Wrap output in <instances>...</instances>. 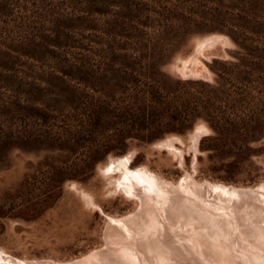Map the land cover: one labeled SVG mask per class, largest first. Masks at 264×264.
Listing matches in <instances>:
<instances>
[{
    "label": "rangeland",
    "instance_id": "obj_1",
    "mask_svg": "<svg viewBox=\"0 0 264 264\" xmlns=\"http://www.w3.org/2000/svg\"><path fill=\"white\" fill-rule=\"evenodd\" d=\"M218 13L222 15L216 20ZM182 22L189 24L188 29H181ZM210 37L220 39L210 41ZM137 38L175 44L174 57L163 67L175 78L214 85L221 75L224 90L237 101L234 110H228L232 116L244 120L264 109V6L250 15L245 3L236 6L232 0L220 6L209 0H0V250L5 251L4 258L67 264L120 248L124 239L115 233L120 226L112 225L111 218L135 221L143 204L118 188L120 172L102 171L111 158L133 153L132 169L145 167L175 186L187 176L190 182L241 189L264 184V131L238 163L232 157L238 148L208 140L214 131L203 119L185 133L168 134L152 143L130 141L129 149L119 154L104 155L103 134L96 140L75 137L86 119L87 102L102 96L103 86L94 72H105L104 58L123 52L118 45ZM256 63L261 66L254 71ZM77 88L80 94L73 92ZM202 92L200 87L191 88L194 95ZM198 126L205 128L192 140ZM173 136L180 138L175 144L182 155L154 147ZM206 198L209 209L223 215L222 200ZM254 202L264 207V196ZM244 204H238V222L235 215L234 220L218 215L213 230L203 231L206 241L218 231L216 237L230 240L231 247L236 244L228 250L233 264H253L254 238L243 232L261 223L259 212ZM186 220L176 217L169 226L179 257L163 262L150 259V264H226L209 256L200 225L190 226ZM215 223L220 227L215 228ZM146 228L142 223L134 225L140 242L148 239ZM100 262L93 261L104 260ZM3 264L13 263L4 259Z\"/></svg>",
    "mask_w": 264,
    "mask_h": 264
},
{
    "label": "trees",
    "instance_id": "obj_2",
    "mask_svg": "<svg viewBox=\"0 0 264 264\" xmlns=\"http://www.w3.org/2000/svg\"><path fill=\"white\" fill-rule=\"evenodd\" d=\"M209 1L220 6L224 0ZM232 1L236 6L245 3L250 15L264 6V0ZM221 15L218 13L214 18L219 20ZM180 27L186 30L189 24L182 22ZM232 38L240 44L237 38ZM171 43L163 39H129L118 45L123 52L106 56L101 63L106 67L105 72H94L103 86L102 96L87 102L86 119L75 137L88 135L96 140V136L103 134L106 142L100 147H104V155L119 154L129 149L130 141L152 143L168 134L185 133L203 119L214 131L208 140L218 146L237 147L238 152L232 154L233 163L240 162L249 154L250 144L264 131V109L242 120L232 116L234 113L229 114L228 110H234L237 101L224 90L221 75L212 85L178 79L164 72L163 67L177 50ZM253 65L254 71L260 69V63ZM192 87L202 88V94H192ZM208 89L210 93L206 92ZM73 92L80 94L81 91L77 88ZM218 104L221 105L218 107ZM97 152L92 151L91 155Z\"/></svg>",
    "mask_w": 264,
    "mask_h": 264
},
{
    "label": "bare ground",
    "instance_id": "obj_3",
    "mask_svg": "<svg viewBox=\"0 0 264 264\" xmlns=\"http://www.w3.org/2000/svg\"><path fill=\"white\" fill-rule=\"evenodd\" d=\"M219 39H220L219 37H210L208 40L216 41ZM204 128H205V126H198L196 128V130L191 135L192 140H195L197 137H199V135L201 134V130ZM191 136H190V138H191ZM176 140H180V138H178L177 136H175V137L173 136L172 138H168V139H166L160 143L158 142V144H156L154 147H157L160 149H167V150H170V151H173L177 154L182 155V151L180 150L181 148L179 149L178 147H176V144H175ZM196 146H197V143L194 144L195 148H196ZM133 157H134L133 153H131V154L129 153L128 155L123 156V157L111 158L110 163L102 171H104V173L106 175H113L117 172L121 173L120 177H118V179H117L118 188L122 192H125L127 195H130L131 197L140 198L142 201V204H143V208L141 209V210H143V213L138 214L135 217V221H133L132 219H129V218H125V217H124L125 219L121 218V220L111 218V220H112L111 224L112 225H115L116 227L120 226V228H118V230L114 229L115 233L118 234L119 238L121 237V239L122 238L124 239L123 244L120 248H114L111 250L110 253H106L103 256L101 255V253H99L101 251H99L91 257H87V258L85 257L86 259H84V260H82L83 259L82 258L81 259L82 261L78 260V262H76V263H74V261H73V263H67V264H94L93 263L94 259L101 260L100 263H102L104 260V263H102V264H150L151 261H153V262H155V261L161 262L162 261L163 262V260L164 261H166V260L170 261V259L171 260L173 258L176 259L177 257H179L178 255L180 254V252H179L180 249L175 245L176 242L174 240H172L170 232H169V226L172 224V220H174L176 217H180L182 219L184 218V219L190 220L192 223V224H190V226L193 225V223H198L201 227L200 229L202 230V232L200 231V229H198L197 232L200 231L202 233V235H201L202 239L201 238L200 239L203 242H205L207 244L206 246L210 249L209 252L211 254L209 256L211 258L216 257L217 261L220 263L226 262V264H233V262L231 261V259L233 257L230 256V253H228V250L230 251L233 246H236V244H234L231 247L228 245L229 243L227 244V242L230 240L225 242V241H222V238L220 236L216 237V235L219 233L218 231H214L210 235V242L208 241L209 239L206 241L205 235L203 236V231L213 230V228L211 226L214 225L213 222L215 221V218L218 219L219 218L218 215H222L221 213L214 212L213 211L214 207H212V210L209 209V206H208L209 204L208 205L206 204V202H208L209 200H207L206 196L209 198H211V197L212 198L213 197L214 198L215 197L220 198L222 200L221 201L222 205L220 207L223 208V210H224L222 216L224 217V215H228L230 217L229 218L227 216L229 219L234 220V218H235L237 220V222L239 219V217H238L239 214H238V210H237L239 207L238 206L239 203L240 204L245 203L249 207H252V209L254 208L256 211L259 212L260 217H261L260 225L257 226V228L254 230H245V231L243 230L244 231L243 234L248 235V236H252L254 238V241H253L254 246L252 245L254 248H252L253 250L250 251V254H251L250 258L252 260V263L253 264H264V225H262V223H264V207H262L261 205H258L254 202V201H256L257 197L260 194L264 196V184L260 185L259 187L255 188V189H253V188L252 189L251 188L250 189H241V187L240 188L231 187V185L226 186V185L218 184V183H209V182L204 183L203 182L204 184L203 183L200 184L199 182L198 183L192 182V181L190 182L189 178H191V176H187L185 179H183V183H181V184L179 183L180 185H178V183H177L178 186L177 185L175 186V185H171L169 183H166L165 181L162 182L159 178L160 176L159 177L156 176L154 173H152L149 169H147L145 167H141V168L139 167L137 169H132L130 167V164H131ZM87 197H88L89 202L92 203L93 199L90 198L89 196H87ZM200 201L204 202V204H202ZM217 201H219V200H217ZM214 204L215 203H212L210 201L211 206H215ZM219 204H221V203H219ZM249 207H247V208H249ZM176 212L178 214H180V216H176ZM219 212H221V211L219 210ZM242 213H244V212L242 211ZM234 215H235V217H234ZM244 217H246V216H244ZM188 220H186V221H188ZM138 223L139 224L142 223V224L147 225V228L145 231L147 234H149V236H146V237H148V239L146 238L147 240H145L144 242H140L137 239L139 233L136 231L137 228L134 229V225H136ZM215 224H217V223H215ZM188 225H189V222H188ZM219 225L217 227H215V226H213V227L218 228V227H220ZM230 226H231V224H230ZM234 226H236V225H234ZM239 227H242V225L240 224ZM236 228H237V226H236ZM236 228H234V229H236ZM228 229L229 228H227V230ZM214 230H216V229H214ZM217 230H219V229H217ZM221 231H222V229H221ZM238 232L240 233L241 230H238ZM226 234L231 238L232 234L230 232H229V234L228 233H226ZM240 234H242V233H240ZM227 235H224V236H226V238H227ZM221 236H222V234H221ZM236 238H234V239H236ZM238 238H239V236H238ZM112 239H114V238L112 237ZM180 239H181V237H180ZM189 239H191V238H189ZM188 242H189V240H188ZM237 242H238V240H237ZM183 243H186V242H183ZM245 243H247V242H245ZM190 245H191L190 247H192V244H190ZM196 246H198V245H196ZM241 246H243V245H241ZM193 247H195V246H193ZM243 247L245 248V246H243ZM234 249H236V248H234ZM234 249H233V251H234ZM194 250H196V249H194ZM242 251L240 250V252H242ZM93 253H91V254H93ZM198 254H199V252H198ZM238 254H240V253H238ZM242 254H244V253H242ZM90 255H88V256H90ZM176 255H177V257H176ZM239 256H243V255L240 254ZM234 257H236V256H234ZM244 257L247 258L248 256L244 255ZM0 258L2 260L5 259V260H7L13 264H34L35 263V261H34V263H29L27 261H22V260L17 261V259L15 260L13 257H10V256L8 258H4L3 256ZM150 259H151V261H150ZM192 259H194V258H192ZM234 259H236V258H234ZM247 261H249V260H247ZM42 262H44V261H42ZM192 263H194V262L192 261ZM244 263H246V262H244ZM234 264H236V263H234ZM248 264H250V263H248Z\"/></svg>",
    "mask_w": 264,
    "mask_h": 264
},
{
    "label": "snow or ice",
    "instance_id": "obj_4",
    "mask_svg": "<svg viewBox=\"0 0 264 264\" xmlns=\"http://www.w3.org/2000/svg\"><path fill=\"white\" fill-rule=\"evenodd\" d=\"M3 255H4L3 252L0 251V257H2ZM0 264H3V260L2 259H0Z\"/></svg>",
    "mask_w": 264,
    "mask_h": 264
}]
</instances>
